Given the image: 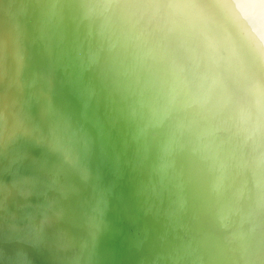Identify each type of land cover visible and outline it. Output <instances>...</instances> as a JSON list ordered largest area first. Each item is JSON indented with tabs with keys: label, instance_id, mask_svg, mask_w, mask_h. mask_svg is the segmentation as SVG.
<instances>
[{
	"label": "water",
	"instance_id": "water-1",
	"mask_svg": "<svg viewBox=\"0 0 264 264\" xmlns=\"http://www.w3.org/2000/svg\"><path fill=\"white\" fill-rule=\"evenodd\" d=\"M0 264H264V0H0Z\"/></svg>",
	"mask_w": 264,
	"mask_h": 264
},
{
	"label": "snow or ice",
	"instance_id": "snow-or-ice-1",
	"mask_svg": "<svg viewBox=\"0 0 264 264\" xmlns=\"http://www.w3.org/2000/svg\"><path fill=\"white\" fill-rule=\"evenodd\" d=\"M22 257H23V254L21 253V254H19V259H22Z\"/></svg>",
	"mask_w": 264,
	"mask_h": 264
}]
</instances>
